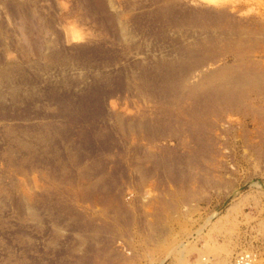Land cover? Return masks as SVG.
I'll list each match as a JSON object with an SVG mask.
<instances>
[{
	"label": "rangeland",
	"instance_id": "374dc122",
	"mask_svg": "<svg viewBox=\"0 0 264 264\" xmlns=\"http://www.w3.org/2000/svg\"><path fill=\"white\" fill-rule=\"evenodd\" d=\"M242 252L264 264V0H0V264Z\"/></svg>",
	"mask_w": 264,
	"mask_h": 264
},
{
	"label": "bare ground",
	"instance_id": "6f19581e",
	"mask_svg": "<svg viewBox=\"0 0 264 264\" xmlns=\"http://www.w3.org/2000/svg\"><path fill=\"white\" fill-rule=\"evenodd\" d=\"M159 16V15H158ZM129 36V35H128ZM131 37V36H130ZM163 50V49H162ZM127 53H128V51H127ZM164 54V53H163ZM58 60V59H57ZM77 64V63H76ZM69 65V64H68ZM59 68V67H58ZM70 69V68H69ZM104 69V68H103ZM79 71V70H78ZM227 76H221V78H220V84H217L215 87H218L217 88V90H219L218 91V93H220L221 95H223V96H225V95H227L228 94V91H230V88L228 87V85H227V78H226ZM57 79V78H56ZM74 81H76V80H74ZM201 86V85H200ZM203 86V85H202ZM201 86V87H202ZM209 86V85H208ZM200 87V88H201ZM203 87H205V86H203ZM197 89V88H196ZM202 89V88H201ZM233 89H237V86L235 85V86H232V90ZM10 92V91H9ZM214 92V91H213ZM214 94H215V92H214ZM219 94V95H220ZM8 95H9V93H8ZM213 95V94H212ZM211 95V96H212ZM214 96V95H213ZM212 96V97H213ZM216 97V96H215ZM209 98H211V97H209ZM214 99V98H213ZM216 99H217V97H216ZM222 100V99H221ZM217 102V101H216ZM217 104H218V102H217ZM191 105V104H190ZM208 105V104H207ZM204 108V107H203ZM77 191V190H76Z\"/></svg>",
	"mask_w": 264,
	"mask_h": 264
},
{
	"label": "built area",
	"instance_id": "2783aa9c",
	"mask_svg": "<svg viewBox=\"0 0 264 264\" xmlns=\"http://www.w3.org/2000/svg\"><path fill=\"white\" fill-rule=\"evenodd\" d=\"M253 256L250 253L242 252L235 256L234 264H252Z\"/></svg>",
	"mask_w": 264,
	"mask_h": 264
}]
</instances>
